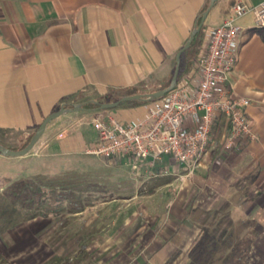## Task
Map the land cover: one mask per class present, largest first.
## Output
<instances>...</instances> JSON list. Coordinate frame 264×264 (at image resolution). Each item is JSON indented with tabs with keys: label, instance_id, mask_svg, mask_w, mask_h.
<instances>
[{
	"label": "crops",
	"instance_id": "obj_1",
	"mask_svg": "<svg viewBox=\"0 0 264 264\" xmlns=\"http://www.w3.org/2000/svg\"><path fill=\"white\" fill-rule=\"evenodd\" d=\"M263 1L218 0L206 27L220 24L235 4L256 6ZM206 2L0 0V144L15 148L62 105L72 108L104 102L107 97L122 98L152 82L163 85L174 74L176 55L189 39ZM247 16H251V23L243 24ZM247 16L238 21L244 30L229 85L234 94L251 101L248 115L256 139L242 140L224 151L229 132L225 121L223 141L217 144L212 140L195 173L172 164L169 175L156 176H170L168 185L180 180L181 199L187 200L184 213L194 210L199 215L195 223L177 222L181 233L178 236L170 231L164 239L165 256L174 246L192 245L199 226L210 214L232 213L249 220L256 217V227L264 231V29L253 28L254 15ZM200 41L201 52L204 35ZM150 102L64 114L48 124L34 150L38 158L93 157L86 150L98 140L92 125L96 114L111 115L126 124L145 115V105ZM115 160L130 164L126 158ZM168 162L164 158L163 164ZM170 220L175 221L173 217ZM250 225L245 222V229ZM249 244L246 261L253 264L255 259V264H264V233L250 239Z\"/></svg>",
	"mask_w": 264,
	"mask_h": 264
},
{
	"label": "rangeland",
	"instance_id": "obj_2",
	"mask_svg": "<svg viewBox=\"0 0 264 264\" xmlns=\"http://www.w3.org/2000/svg\"><path fill=\"white\" fill-rule=\"evenodd\" d=\"M245 20L243 24L251 23V16ZM200 40L190 56L200 51ZM172 75L161 86L152 82L135 90L164 89ZM213 139L221 144L223 135ZM37 154L33 149L20 159L0 153V264H249L250 239L264 233L256 227V217L210 214L192 245L174 246L165 256L164 239L170 231L181 233L177 222L199 219L194 210L184 213L187 200L181 199L180 180L168 185L170 176L156 177L140 165L134 169L95 155ZM28 181L41 186L48 198L30 195L27 205L10 194L17 182ZM245 222L251 224L247 229Z\"/></svg>",
	"mask_w": 264,
	"mask_h": 264
},
{
	"label": "built area",
	"instance_id": "obj_3",
	"mask_svg": "<svg viewBox=\"0 0 264 264\" xmlns=\"http://www.w3.org/2000/svg\"><path fill=\"white\" fill-rule=\"evenodd\" d=\"M254 15L255 29H264V1L238 3L216 26L204 30V48L197 67L164 97L145 105V115L122 123L111 115L92 119L98 140L86 152L105 159L126 158L154 176L169 175L171 165L194 171L213 140L215 121L224 116L229 126L224 151L242 140H255L248 115L251 101L234 94L229 85L244 27L238 21ZM168 158V164H163ZM139 166V167H140Z\"/></svg>",
	"mask_w": 264,
	"mask_h": 264
},
{
	"label": "water",
	"instance_id": "obj_4",
	"mask_svg": "<svg viewBox=\"0 0 264 264\" xmlns=\"http://www.w3.org/2000/svg\"><path fill=\"white\" fill-rule=\"evenodd\" d=\"M217 1L218 0L209 1V5L207 9L203 11L202 14L198 18L200 19V23L195 24L194 29L192 30L191 35L189 39L187 40L186 44L177 53L176 68H175L173 77L168 87L152 92V93L127 95V96L120 98L118 101H115V102H106V103L95 102L99 104V109L97 111L111 110V109L118 107L120 104L127 103V102H133V101H138V100L152 101L155 99L162 98L166 94L171 92L177 85L182 54L191 47L196 35L200 32L202 26L206 22L208 15L214 8ZM83 110L85 109L82 104H76L72 108H66L64 105H62L58 111L51 113L49 116H47L43 120V122L38 127V129L32 136L27 146H25L23 149H20V150H13V149L7 148L3 146L2 144H0V153L5 157H11V158H21V157L27 156L35 148L40 138L43 136L44 132L46 131V128L50 122H52L53 120L59 118L60 116L64 114L83 111Z\"/></svg>",
	"mask_w": 264,
	"mask_h": 264
},
{
	"label": "trees",
	"instance_id": "obj_5",
	"mask_svg": "<svg viewBox=\"0 0 264 264\" xmlns=\"http://www.w3.org/2000/svg\"><path fill=\"white\" fill-rule=\"evenodd\" d=\"M209 1L207 0L203 10L205 11L209 5ZM216 5V4H215ZM201 12V14H202ZM200 14V15H201ZM200 23V19H198V24ZM206 27V23L202 26L200 32L196 35L191 47L189 50H187L185 53H183V55L181 56V62H180V70H179V75H178V83L187 78L190 73L192 71H194L197 67V63H198V56L200 51L195 52L193 55L190 56V51L191 48L194 47L196 45V43H198L199 38L201 39V37L204 35V29ZM173 77V75H172ZM172 79V78H171ZM133 94H146L145 92L142 91H137V90H132L131 92L127 93V95H133ZM120 98H110L107 97L105 102H115L118 101ZM160 99V98H159ZM158 99L152 100V101H156ZM142 101H146V100H138V101H133V102H127L126 104H131V103H140ZM83 107L86 111H97L99 109V104L95 103V102H86L83 104ZM225 117L224 116H220L214 124L213 127V138H215L216 134L217 135H224L225 132V127H226V122H225ZM220 124V125H219ZM219 125V126H218ZM33 136V135H32ZM32 136H30L23 144L20 148H18L17 150L23 149L25 146L28 145V143L30 142ZM34 181H28L25 183H19L17 182L15 185L12 186V189L10 191V194L18 199V200H22L24 201V203H32V196L33 199H37V197H45V199L48 198L49 194L46 195V192L43 191L41 186L35 185L33 183ZM32 195V196H30ZM46 195V196H44ZM28 205V204H27Z\"/></svg>",
	"mask_w": 264,
	"mask_h": 264
}]
</instances>
